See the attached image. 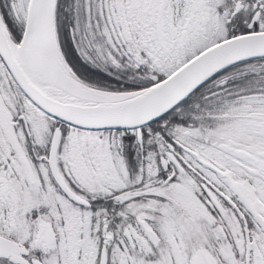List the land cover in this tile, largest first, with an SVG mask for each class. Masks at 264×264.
<instances>
[{"label":"snow or ice","instance_id":"snow-or-ice-1","mask_svg":"<svg viewBox=\"0 0 264 264\" xmlns=\"http://www.w3.org/2000/svg\"><path fill=\"white\" fill-rule=\"evenodd\" d=\"M0 264H264V0H0Z\"/></svg>","mask_w":264,"mask_h":264}]
</instances>
